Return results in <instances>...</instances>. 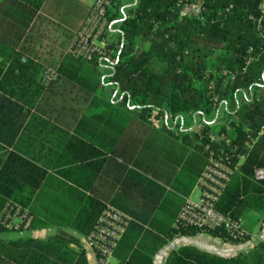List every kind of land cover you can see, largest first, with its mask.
I'll return each mask as SVG.
<instances>
[{"label":"trees","instance_id":"1","mask_svg":"<svg viewBox=\"0 0 264 264\" xmlns=\"http://www.w3.org/2000/svg\"><path fill=\"white\" fill-rule=\"evenodd\" d=\"M20 1L32 10L44 2ZM130 1L122 9L125 0H112L107 10L108 20L119 29L115 51L106 59L116 95L112 100L94 97L72 133L27 109L44 89L42 67L32 59L22 61L14 24L0 21V111L6 110L0 112V127L11 124L21 130L16 151L0 144V215L14 204L32 215L28 231L57 229L45 237L0 238V264H88L79 235L91 233L105 203L92 192V172L84 182L78 175L91 170L92 162L84 159L115 154L132 117L129 106L148 123L166 116L191 122L195 112L213 118L221 107L222 117L218 114L213 124L203 122L198 132L186 135L200 139L196 148L204 154L208 133L226 135L228 144H220L232 151L231 164L237 167L216 206L240 221L252 211L264 222V177L254 176L256 169L264 171V12L258 1ZM197 3L196 11H185ZM57 71L66 74L63 65ZM27 141L31 146L24 147ZM41 152L48 157H34ZM239 155H244L241 162ZM173 222L146 226L130 218L113 251L119 263L109 264H154L155 253L169 238L205 232ZM5 231L12 230L0 225V232ZM209 233L234 241L250 237ZM256 249L255 260L216 255L200 260L195 247L183 246L170 252L166 264H264V242Z\"/></svg>","mask_w":264,"mask_h":264},{"label":"crops","instance_id":"2","mask_svg":"<svg viewBox=\"0 0 264 264\" xmlns=\"http://www.w3.org/2000/svg\"><path fill=\"white\" fill-rule=\"evenodd\" d=\"M93 1L44 0L39 9L32 10L20 0H0V21L14 24L16 33L20 35L17 49L23 55L22 61L32 59L42 67V71L45 67L57 70L60 65L64 66L66 74H59L56 80L44 83L35 105L27 109L30 113L50 119L69 133H72L81 116L89 111L94 97L112 100L116 95V91L112 92L114 84L109 80V61L102 58L94 62L86 61L68 52ZM125 2L122 9L131 3L130 0ZM197 5L194 6L197 8ZM118 33L116 21H111L109 38L117 41ZM120 100L121 97L114 102ZM128 110L132 117L116 145L115 154L103 153L94 155L90 160L84 159V162L91 161L92 167L79 173L78 177L83 180H78L87 181L92 172V192L99 200L120 208L138 224L160 225L170 219L174 225L185 199L198 197L197 180L207 164L205 154L196 148L200 139L186 133L198 132L203 122L213 124L218 114L223 116V109L220 107L213 118L195 112L191 122H186L182 116L173 119L166 116L164 120L151 118L149 123L138 117L134 106H129ZM24 111H27L26 108ZM0 112L5 113V108ZM19 131L11 124L0 127V144L8 151H16ZM12 134L13 140L10 141ZM30 142H23V146H31ZM37 155L48 157V153H35L34 157ZM242 224L250 234L247 240H224L209 232L179 234L169 238L159 248L153 262L166 264L170 252L183 246L195 247L200 260L209 255L255 260L259 258L256 245L264 242V222L256 220L255 212L247 211ZM56 230L47 228L22 234L17 232L19 235L16 238L26 235L45 237ZM6 232L9 231L0 232L1 239H16L3 236ZM79 236L86 249L88 264H97L96 254L87 246L86 236ZM200 260H193L192 263L201 264ZM110 263H119V260L112 256Z\"/></svg>","mask_w":264,"mask_h":264},{"label":"built area","instance_id":"3","mask_svg":"<svg viewBox=\"0 0 264 264\" xmlns=\"http://www.w3.org/2000/svg\"><path fill=\"white\" fill-rule=\"evenodd\" d=\"M257 1L258 8L263 13L264 0ZM111 4L112 0L93 1L68 49L72 56L86 61H92L94 58H110L117 46V42L109 38L111 22L108 20L107 10ZM58 76L56 69L45 67L42 82L49 83L56 80ZM222 141L228 144L224 133H208L207 142L204 144L207 164L197 180L199 195L196 199L189 197L185 199L174 225L193 226L205 232L224 230L229 237L235 239L246 236L249 232L242 221L223 213L216 206L231 174L237 167L231 164L234 154L221 146ZM213 143L220 145L214 147ZM239 159L243 160L244 155H239ZM254 176L256 179H262L263 169H256ZM31 219L32 215L26 209L8 204L0 215V225L22 234L28 231ZM129 219L130 217L119 208L109 203L105 204L94 229L86 236L87 246L95 252L97 264L111 262L113 251Z\"/></svg>","mask_w":264,"mask_h":264},{"label":"rangeland","instance_id":"4","mask_svg":"<svg viewBox=\"0 0 264 264\" xmlns=\"http://www.w3.org/2000/svg\"><path fill=\"white\" fill-rule=\"evenodd\" d=\"M197 8L194 5H190L187 8H185V11H196ZM19 234L15 231H9L3 234V236H9L11 238H16Z\"/></svg>","mask_w":264,"mask_h":264}]
</instances>
